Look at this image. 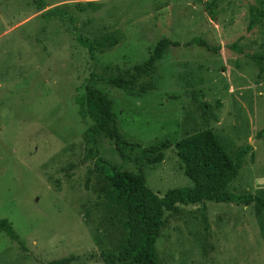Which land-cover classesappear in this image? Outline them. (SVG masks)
<instances>
[{
  "label": "rangeland",
  "instance_id": "rangeland-1",
  "mask_svg": "<svg viewBox=\"0 0 264 264\" xmlns=\"http://www.w3.org/2000/svg\"><path fill=\"white\" fill-rule=\"evenodd\" d=\"M37 1L0 0V218L16 235L0 232V264H128L102 256L123 239V215L98 195L102 175L85 135L92 120L74 103L84 85L111 101L132 144L118 152L97 134L96 153L141 172L158 196L191 185L172 143L205 127L230 157L246 149L230 190L264 194V135L255 136L264 125V17L246 30L249 6L264 0ZM55 6L68 16L43 15ZM77 33L117 42L90 56ZM193 37L217 49L184 44ZM161 38L177 45L135 89L99 79L132 71ZM164 139L171 144L150 161L147 148ZM155 254L158 264H264V213L253 203L177 204L163 213Z\"/></svg>",
  "mask_w": 264,
  "mask_h": 264
},
{
  "label": "trees",
  "instance_id": "trees-1",
  "mask_svg": "<svg viewBox=\"0 0 264 264\" xmlns=\"http://www.w3.org/2000/svg\"><path fill=\"white\" fill-rule=\"evenodd\" d=\"M43 0H38V5ZM249 6L248 23L249 31L259 19L264 17V2L257 1ZM208 9V7H206ZM61 6H55L43 13L44 16H68ZM70 17V16H69ZM70 20L75 25L74 18ZM76 26V25H75ZM74 26V28H75ZM76 42L86 48L90 56L93 52H103L113 48L116 38L108 35L89 38L75 34ZM196 43L207 50H216V46L208 45L202 38L193 37L185 45ZM177 42L161 38L158 40L147 60L141 65H135L132 71L109 74L99 79L106 84L131 91L138 87L139 79L150 74L153 65L161 57L163 50ZM229 48L240 52L235 43L228 44ZM250 57L257 63L260 56L252 54ZM94 75L91 74L89 80ZM77 113L81 118L89 117L92 123L85 128L87 151L93 156V169L102 175L98 195L118 209L122 215L124 237L119 242L113 254L102 253L104 259L116 260L128 264H158L155 254V241L162 225L164 211L176 209L177 204L202 203L203 200L248 205L253 203L256 211L264 213V194L233 192L229 188L230 182L237 174L242 164V157L246 149H239L233 157L224 150L219 140L210 128H201L187 132L173 141L176 156L182 167V173L190 180V186L173 187L167 189L161 196L150 190L144 183L141 172L117 169L112 163L98 155L95 150V136L102 134L113 141L118 152L122 145H132L122 137L116 128L111 101L98 89L84 85L83 90L74 96ZM202 105L203 102H200ZM264 135V125L255 133L256 138ZM171 143L161 140L149 146L147 158L158 161L162 148ZM156 152V153H153ZM0 232L5 233L10 239H16L13 227L6 218H0Z\"/></svg>",
  "mask_w": 264,
  "mask_h": 264
}]
</instances>
